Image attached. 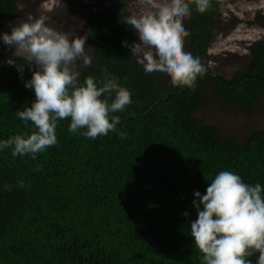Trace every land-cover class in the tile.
I'll use <instances>...</instances> for the list:
<instances>
[{"label":"trees","instance_id":"16d2710c","mask_svg":"<svg viewBox=\"0 0 264 264\" xmlns=\"http://www.w3.org/2000/svg\"><path fill=\"white\" fill-rule=\"evenodd\" d=\"M126 2L117 0L84 22L93 57L80 80L111 74L131 90L133 103L116 113L118 130L127 136L109 132L88 139L70 133L65 119L56 129L57 145L37 159L0 152V264H201L183 215L197 218L194 192L205 194L208 182L225 170L264 185V130L240 142L198 116L210 89L244 112L254 108L264 94V40L249 46L246 69L230 79L215 74L205 57L219 0L203 14L190 3L188 49L207 72L195 90L175 87L165 76L145 74L122 46L138 41L126 23ZM19 13L18 0H0L1 19L14 21ZM11 56L0 57V140L32 127L17 112L31 106L35 92L6 64ZM16 62L26 65L23 58ZM31 76L26 67L24 80ZM258 255L249 258L253 264Z\"/></svg>","mask_w":264,"mask_h":264},{"label":"clouds","instance_id":"9594fccd","mask_svg":"<svg viewBox=\"0 0 264 264\" xmlns=\"http://www.w3.org/2000/svg\"><path fill=\"white\" fill-rule=\"evenodd\" d=\"M138 3L146 9L132 13L126 21L138 41H123L122 46L130 48L145 74H159L175 87L195 90L198 78L207 69L199 57L185 51V38L190 33L184 25L191 20L190 3L203 14L209 10L211 0ZM8 28L10 32L0 34V42L12 51L6 64L17 68L25 87L34 90L35 101L17 112L26 126L31 122V129L0 140V152L11 149L14 158L37 159L40 153L57 145L56 129L65 119H70V133L88 139L95 140L109 132L126 138L127 134L118 130L121 117L116 113L124 112L133 103L131 90L111 74L99 81L88 76L81 82L77 60H82L84 67L92 64L85 50L86 36L56 30L46 16L9 22ZM186 42L190 46V38ZM19 58L26 61L25 66L16 62ZM26 67L32 71L29 80H24ZM20 186L24 187L23 182ZM5 188L11 190L9 185ZM194 197L197 218L191 220L187 211L183 215L189 218L191 237L202 253L201 264H253L249 258L256 253L259 255L255 264H264V185L246 183L239 174L225 170L208 182L205 194L195 191Z\"/></svg>","mask_w":264,"mask_h":264},{"label":"rangeland","instance_id":"374dc122","mask_svg":"<svg viewBox=\"0 0 264 264\" xmlns=\"http://www.w3.org/2000/svg\"><path fill=\"white\" fill-rule=\"evenodd\" d=\"M20 13L16 20L5 21L0 18V34L10 32L9 22L27 20L29 16L49 18V24L56 30L85 36L83 25L86 19L111 7L117 0H18ZM146 6L138 0H127L126 16L139 13ZM190 18L185 21L188 30ZM189 38L186 37L185 41ZM255 40H264V0H219V15L205 61L208 67L218 75L230 78L238 70H244L251 61L249 46ZM189 43L185 42V51L189 52ZM86 53L92 59V44L87 39ZM14 51V50H13ZM12 54L0 42L2 59ZM134 58L138 61L137 57ZM77 69L81 72L87 67L77 60ZM2 63L0 62V72ZM211 90V89H210ZM212 90L206 104L198 111L201 119L220 126L223 137L235 136L244 142L253 130H264V94L256 106L249 112L238 109L234 104L226 103Z\"/></svg>","mask_w":264,"mask_h":264}]
</instances>
